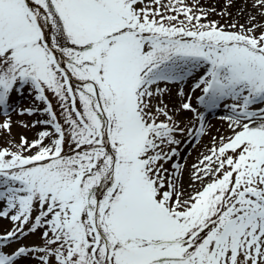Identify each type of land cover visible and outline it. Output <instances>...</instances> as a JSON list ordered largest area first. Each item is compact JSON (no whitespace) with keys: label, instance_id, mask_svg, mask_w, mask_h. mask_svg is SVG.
Segmentation results:
<instances>
[{"label":"snow or ice","instance_id":"6c2138e0","mask_svg":"<svg viewBox=\"0 0 264 264\" xmlns=\"http://www.w3.org/2000/svg\"><path fill=\"white\" fill-rule=\"evenodd\" d=\"M0 264H264V0H0Z\"/></svg>","mask_w":264,"mask_h":264},{"label":"rangeland","instance_id":"374dc122","mask_svg":"<svg viewBox=\"0 0 264 264\" xmlns=\"http://www.w3.org/2000/svg\"><path fill=\"white\" fill-rule=\"evenodd\" d=\"M25 118H29V117H25ZM3 223H4V224H7V221H4Z\"/></svg>","mask_w":264,"mask_h":264},{"label":"bare ground","instance_id":"6f19581e","mask_svg":"<svg viewBox=\"0 0 264 264\" xmlns=\"http://www.w3.org/2000/svg\"><path fill=\"white\" fill-rule=\"evenodd\" d=\"M216 121L215 120H213V123H215Z\"/></svg>","mask_w":264,"mask_h":264}]
</instances>
